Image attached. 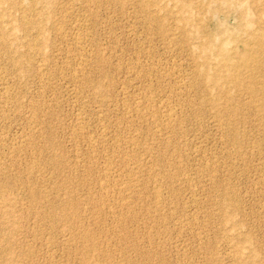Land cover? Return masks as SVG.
<instances>
[{
  "label": "rangeland",
  "instance_id": "rangeland-1",
  "mask_svg": "<svg viewBox=\"0 0 264 264\" xmlns=\"http://www.w3.org/2000/svg\"><path fill=\"white\" fill-rule=\"evenodd\" d=\"M263 49L264 0H0V264H264Z\"/></svg>",
  "mask_w": 264,
  "mask_h": 264
},
{
  "label": "bare ground",
  "instance_id": "bare-ground-1",
  "mask_svg": "<svg viewBox=\"0 0 264 264\" xmlns=\"http://www.w3.org/2000/svg\"><path fill=\"white\" fill-rule=\"evenodd\" d=\"M24 7V6H23ZM244 13H245V11H244ZM259 16V15H258ZM190 20H188V22H189ZM28 22V21H27ZM247 24H250V20H248L247 21ZM200 28V27H199ZM212 36L210 35V33H206L205 34V42H203L202 44H201V47L203 48H209L210 46H212V44H211V42H212V38H211ZM80 41L81 40V38L80 37H77L76 39H75V41ZM76 41V42H77ZM250 41V40H249ZM256 41V40H255ZM260 41V40H259ZM261 45V44H260ZM262 48V47H261ZM246 50V49H245ZM244 50V54L242 55V56H240V57H238L236 60H234L233 62H231V68H230V70H228V73L230 72V74H232V73H238V71H240V68L242 67H246V66H248V63H249V61H251V60H253L254 58H253V53H252V51H245ZM249 50V49H248ZM264 50V49H263ZM253 52H256V51H253ZM226 56V55H225ZM234 58V57H233ZM254 61V60H253ZM257 62V61H256ZM222 66V65H221ZM225 67V66H224ZM219 72V71H218ZM225 73H226V71H225ZM217 71L216 72H212L211 73V75L210 76H208V78L209 79H211V80H214V79H216L217 78ZM234 76H235V74H234ZM223 80H224V78H222ZM235 79V78H234ZM261 89V88H260ZM260 95V94H259ZM264 108V107H263ZM34 170V169H33ZM128 177H129V175H128ZM127 177V178H128ZM130 178V177H129ZM132 179V178H131ZM126 185H128V184H126ZM126 185H124V186H126ZM131 185V184H130ZM130 185H128V186H130ZM127 187V186H126ZM122 188V187H121ZM125 188V187H124ZM128 188V187H127ZM129 189H127V191H128ZM121 191V190H120ZM123 191V190H122ZM124 192V191H123Z\"/></svg>",
  "mask_w": 264,
  "mask_h": 264
}]
</instances>
